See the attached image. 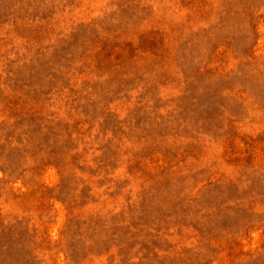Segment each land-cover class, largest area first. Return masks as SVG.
Masks as SVG:
<instances>
[{
  "label": "rangeland",
  "instance_id": "1",
  "mask_svg": "<svg viewBox=\"0 0 264 264\" xmlns=\"http://www.w3.org/2000/svg\"><path fill=\"white\" fill-rule=\"evenodd\" d=\"M0 264H264V0H0Z\"/></svg>",
  "mask_w": 264,
  "mask_h": 264
}]
</instances>
